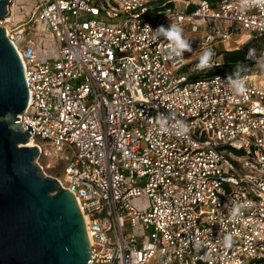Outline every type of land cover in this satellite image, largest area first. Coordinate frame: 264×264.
<instances>
[{
    "label": "built area",
    "instance_id": "2783aa9c",
    "mask_svg": "<svg viewBox=\"0 0 264 264\" xmlns=\"http://www.w3.org/2000/svg\"><path fill=\"white\" fill-rule=\"evenodd\" d=\"M157 1L23 0L15 21L10 0L0 26L28 90L18 122L32 127L40 155L43 140L63 161L54 178L83 214L88 264H264V86L243 73L237 95L228 75H205L223 64L219 43L243 31L264 37V9L198 0L149 17ZM171 23L204 28L192 53L157 38ZM37 25L51 46L33 35ZM205 48L217 66L198 71Z\"/></svg>",
    "mask_w": 264,
    "mask_h": 264
},
{
    "label": "water",
    "instance_id": "95a60500",
    "mask_svg": "<svg viewBox=\"0 0 264 264\" xmlns=\"http://www.w3.org/2000/svg\"><path fill=\"white\" fill-rule=\"evenodd\" d=\"M10 0H0V19ZM28 101L18 52L0 26V264H88L83 214L56 178L33 162L32 127L18 122Z\"/></svg>",
    "mask_w": 264,
    "mask_h": 264
},
{
    "label": "rangeland",
    "instance_id": "374dc122",
    "mask_svg": "<svg viewBox=\"0 0 264 264\" xmlns=\"http://www.w3.org/2000/svg\"><path fill=\"white\" fill-rule=\"evenodd\" d=\"M14 2L15 4L11 7V9H12V12L15 13V15H17L15 19L13 18L16 21L23 17L22 15L23 10L24 11L28 10V4L26 3L24 6L23 5L21 6V4L23 3V0H14ZM193 2H196V1L195 0H175L174 4L179 6L178 8L179 11H184L183 6L187 4H191ZM32 30H34L33 35L36 38L41 37L40 40L43 42L45 46L52 45L51 37L49 36L47 30L44 27L37 25ZM204 32H205L204 28H200L198 32H192L190 28H188L187 26L186 28H183L184 38L190 42L192 50L194 49V47L192 46L193 39L197 38L200 40ZM261 39L264 40V38H261ZM256 40L257 39L253 38L252 35L246 33L245 31L238 32L235 36L231 37L229 40L219 43L218 49L222 51V50H231V49L243 48V47L245 48L246 46L245 56H247L250 48H252L254 51L253 53L255 55V59L250 60L246 58L248 60V63H247L248 65L246 68L242 70L241 73H249V74L255 75L259 85L264 86V70H261L258 67V63H257V61L263 59L261 52L264 50V41H259V40L256 41ZM48 42H50V44H48ZM220 59L223 61L222 56L220 57ZM40 143L44 146V150L47 152V155L39 154L38 156L34 158L33 162L40 168V171L45 176L60 177L61 170L63 167V161H59V160L56 161L55 157L58 155V153H54L51 148H48L44 144L43 140H41ZM67 155H69V152H67Z\"/></svg>",
    "mask_w": 264,
    "mask_h": 264
},
{
    "label": "clouds",
    "instance_id": "9594fccd",
    "mask_svg": "<svg viewBox=\"0 0 264 264\" xmlns=\"http://www.w3.org/2000/svg\"><path fill=\"white\" fill-rule=\"evenodd\" d=\"M246 3H251L254 7H259L264 9V0H245ZM149 29L150 26H147ZM157 38L164 37L171 46V51L177 55H182L184 52H191L192 47L190 42L184 38L183 28L181 25L176 23H171L167 27L160 25L155 29ZM214 52L210 48H205L198 57V63L196 64V69L198 71H203L205 69L213 68L214 65L212 58ZM248 59H255L253 52H249L246 56ZM258 67L261 70H264V59L257 61ZM243 65L238 64L235 71L227 76V80L231 85L233 92L237 95H242L246 91L245 81L241 77ZM159 123L163 131H167L168 117H165L163 114L159 117ZM175 127L180 135H183L187 132V126L183 121H176ZM242 214V206L237 205L233 207L230 211L232 218H236ZM223 242L225 247H231L233 244V237L231 234L224 236Z\"/></svg>",
    "mask_w": 264,
    "mask_h": 264
},
{
    "label": "trees",
    "instance_id": "16d2710c",
    "mask_svg": "<svg viewBox=\"0 0 264 264\" xmlns=\"http://www.w3.org/2000/svg\"><path fill=\"white\" fill-rule=\"evenodd\" d=\"M174 1L175 0H159V1H157L149 9L147 15L149 17H154V16L158 15L159 11H164L166 9L177 10L179 8V6L174 4ZM195 1L197 2L198 0H195ZM207 1H209L212 5H215L220 0H207ZM196 2H193L191 4H187V5L183 6V9L185 11H191L192 9L195 8ZM261 38H264V37H258L255 39H257L259 41H264ZM245 49H246V46H245V48L243 47V48H236V49H231V50L220 51V54L222 55V58H223V64L219 67H216V68H213V69L207 71L205 73V75L210 76V75H213L215 73L230 75L235 71L236 66L238 64L243 65V68H242V70H243L248 65L247 64L248 60L246 59V56H245V53H246ZM241 74H243V73H241ZM198 77H201V76L200 75L191 76L190 79H196Z\"/></svg>",
    "mask_w": 264,
    "mask_h": 264
},
{
    "label": "bare ground",
    "instance_id": "6f19581e",
    "mask_svg": "<svg viewBox=\"0 0 264 264\" xmlns=\"http://www.w3.org/2000/svg\"><path fill=\"white\" fill-rule=\"evenodd\" d=\"M13 13V12H12ZM13 15H14V17L16 18L17 17V15H15V13H13ZM17 21V20H16ZM36 143H35V141H33L31 138H29L28 140H27V143H26V145H28V146H34Z\"/></svg>",
    "mask_w": 264,
    "mask_h": 264
}]
</instances>
